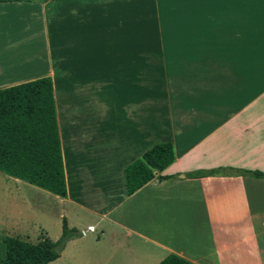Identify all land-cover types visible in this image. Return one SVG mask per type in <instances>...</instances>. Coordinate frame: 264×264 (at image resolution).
Masks as SVG:
<instances>
[{
	"label": "crops",
	"instance_id": "obj_1",
	"mask_svg": "<svg viewBox=\"0 0 264 264\" xmlns=\"http://www.w3.org/2000/svg\"><path fill=\"white\" fill-rule=\"evenodd\" d=\"M43 77L66 182L47 199L112 239L107 264H264V179L187 176L264 174V0L0 2V90ZM158 143L172 178L126 196Z\"/></svg>",
	"mask_w": 264,
	"mask_h": 264
},
{
	"label": "trees",
	"instance_id": "obj_2",
	"mask_svg": "<svg viewBox=\"0 0 264 264\" xmlns=\"http://www.w3.org/2000/svg\"><path fill=\"white\" fill-rule=\"evenodd\" d=\"M21 1V0H0ZM175 159L170 143H158L124 168L126 196H131L148 182L172 178L161 172ZM218 172H232L264 179L258 171L215 169L187 174L199 178ZM0 173L26 182L60 198L66 197V182L61 144L50 77L25 82L0 90ZM71 237L63 219L58 241L44 238L36 244L19 238L3 239L1 264H48L60 256L63 244ZM158 264H192L169 254Z\"/></svg>",
	"mask_w": 264,
	"mask_h": 264
},
{
	"label": "rangeland",
	"instance_id": "obj_3",
	"mask_svg": "<svg viewBox=\"0 0 264 264\" xmlns=\"http://www.w3.org/2000/svg\"><path fill=\"white\" fill-rule=\"evenodd\" d=\"M136 26H131L132 31ZM39 34L40 40H43L42 32ZM47 198L54 199L55 196L0 173V264L5 237L19 238L33 244L44 238L52 242L60 239L63 228L61 207ZM89 218L82 217L83 223H78L69 214L64 219L71 237L64 242L59 258L48 264H107L112 239L100 236L98 226L93 231L86 229ZM109 264L114 262L109 261Z\"/></svg>",
	"mask_w": 264,
	"mask_h": 264
}]
</instances>
